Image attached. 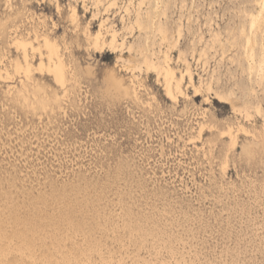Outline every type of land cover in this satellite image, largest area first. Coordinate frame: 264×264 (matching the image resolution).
Returning <instances> with one entry per match:
<instances>
[{"label":"rangeland","instance_id":"rangeland-1","mask_svg":"<svg viewBox=\"0 0 264 264\" xmlns=\"http://www.w3.org/2000/svg\"><path fill=\"white\" fill-rule=\"evenodd\" d=\"M263 130V0H0V264H264Z\"/></svg>","mask_w":264,"mask_h":264},{"label":"bare ground","instance_id":"bare-ground-1","mask_svg":"<svg viewBox=\"0 0 264 264\" xmlns=\"http://www.w3.org/2000/svg\"><path fill=\"white\" fill-rule=\"evenodd\" d=\"M264 1V0H263ZM260 10V9H259ZM261 10H262V7H261ZM260 12V11H259ZM76 16V10L75 9H73V17H75ZM259 16H260V14H259ZM262 16V15H261ZM259 19V18H258ZM261 19V18H260ZM256 23V22H255ZM259 23V20H258V22H257V24ZM139 24V23H138ZM142 24V23H141ZM254 24V23H253ZM153 25V24H152ZM259 26V25H258ZM252 27H254L253 25L251 26V28ZM257 27V26H256ZM260 27V26H259ZM258 27V28H259ZM160 29H161V27H160ZM255 29V28H254ZM254 31V30H253ZM250 32H251V30H250ZM101 33V32H100ZM99 33V34H100ZM20 37V36H19ZM251 37V36H250ZM253 39V38H252ZM17 41H18V44L20 45V46H22V48L24 49V53L23 54H25L26 55V57H27V48H28V45L30 44V45H33L29 40H27V39H24V38H17L16 39ZM101 40L102 39H100V35L99 36H97L96 37V45H98L100 42H101ZM44 41V40H43ZM45 45H46V52L48 53V61L45 63L44 61H41V65L43 66V68L44 67H46V69L50 72V73H52V75L54 76V78H55V80H56V82H59V83H61L60 85H64L65 84V82H66V80H67V71H66V64H65V61H64V59H63V56H62V54H61V52H60V49H59V46H58V44L57 43H55V42H52L50 39H48V38H46L45 39ZM93 43H95V42H93ZM44 44V43H43ZM21 48V49H22ZM34 48V47H33ZM32 48V49H33ZM36 48V47H35ZM22 49V50H23ZM37 49H38V47H37ZM39 49L41 50V47H39ZM34 50V49H33ZM40 53H42V52H40ZM46 53V54H47ZM42 55H43V53H42ZM25 57V60H26V62L25 63H27L26 65H27V68H26V70L25 71H27V69H30V66H31V62H29L28 61V58H26ZM262 58V57H261ZM25 63H24V65H25ZM252 64V63H251ZM261 64V63H260ZM20 65V64H19ZM33 65V64H32ZM258 65V64H257ZM18 66V65H17ZM20 66H22V68L24 67L22 64L20 65ZM263 66V65H262ZM19 67V66H18ZM20 68V67H19ZM40 68H41V66H40ZM260 68V67H259ZM18 69V68H17ZM24 69H25V67H24ZM24 69H22V70H24ZM29 71H31V70H29ZM116 74V73H115ZM164 74H165V82H166V89H167V92L173 97H175L176 95H174V92H176V91H174V88H175V86H176V88L177 89H175V90H179V89H181V80L183 79V76H181L182 78H180L181 80L179 81L177 78H176V76H175V71L171 68V67H169V66H167V68H165L164 69ZM182 75V74H181ZM114 78H115V75H114ZM62 85V86H63ZM180 91V90H179ZM174 99V98H173ZM263 136H264V130H263Z\"/></svg>","mask_w":264,"mask_h":264}]
</instances>
